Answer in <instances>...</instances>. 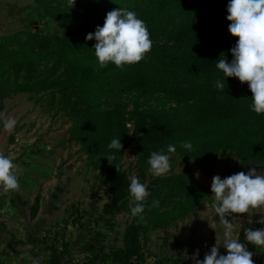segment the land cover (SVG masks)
Masks as SVG:
<instances>
[{
    "label": "rangeland",
    "instance_id": "1",
    "mask_svg": "<svg viewBox=\"0 0 264 264\" xmlns=\"http://www.w3.org/2000/svg\"><path fill=\"white\" fill-rule=\"evenodd\" d=\"M0 3V62L4 63L0 68V112L17 120L12 132L0 123V153L18 165L20 184L19 191L5 192L0 187V263L49 264L48 246L54 243L59 247V264H96V254L100 258L124 246L125 230L133 215L122 211L106 217V222L101 216L102 206L109 198L105 177L109 162L101 154L102 133L92 115L119 105L129 117L136 103L146 111L168 109L175 103L172 95L160 91H121L118 85L107 82L67 89L56 86L38 92L18 88L16 83L26 76L32 82L50 81L46 75L54 62L46 67L33 63L36 38L27 39L33 34L61 37L63 24L44 11L46 6L42 3L46 0ZM119 8L129 10V2H121L113 10ZM150 39L152 47L167 41L163 35ZM95 43L94 39L90 51ZM21 47L30 48L16 58ZM78 51L81 53L83 48ZM84 53L75 55V62H81ZM63 62L67 65L72 60L66 58ZM127 125L131 129L132 121ZM186 126L181 132L172 130L171 135L190 134ZM140 147L139 140L134 139L124 151L123 163L131 176L148 184L149 168L141 176L134 167ZM206 156L194 159L180 156L177 151L169 154V172L181 173L199 190L191 195L166 193L147 206L146 219L141 222L143 229H134L140 257L135 256L131 263L194 264L192 257L197 250L203 260L216 241L222 244L224 228L212 208V178L247 173L251 167L264 171V162H244L227 150ZM186 208L189 210L185 211ZM163 213L174 215L154 226L153 221ZM228 219L233 224V236L253 253L254 264H264V247L248 244L244 238L245 228H264V207L250 209L247 214H233ZM219 251L227 254L223 247ZM97 264L115 263L107 260Z\"/></svg>",
    "mask_w": 264,
    "mask_h": 264
},
{
    "label": "trees",
    "instance_id": "2",
    "mask_svg": "<svg viewBox=\"0 0 264 264\" xmlns=\"http://www.w3.org/2000/svg\"><path fill=\"white\" fill-rule=\"evenodd\" d=\"M124 1L129 2V10L136 12L137 17L145 22L150 36L163 35L167 41L158 47H151L138 63L124 65L122 68L109 63L101 68L94 50L90 51L94 39L87 40L86 36L94 33L97 26L102 27L106 14ZM46 2L42 3L46 6L44 11L63 24V36L43 37L33 34L27 40L36 38L37 49L32 58L33 63L38 62L46 67L50 61L54 62L46 75V78L51 79L49 82H32L31 77L26 76L23 81L16 83L18 88L38 92L56 86L67 89L107 82L109 85H118L121 91H160L172 95L175 103L168 109L150 111L139 109L136 103L129 117L119 105L92 115L95 126L102 133L99 140L101 154L106 155L109 162L105 175L109 198L101 209L104 222L122 211L131 212L134 206L128 191V177L131 173L124 167L123 154L136 138L141 147L134 167L141 176L150 167L147 161L152 152L164 149L165 154H171L167 153L169 144L176 145L180 156L184 154L194 159H203L208 153L216 155L227 150L244 162H264V114L257 115L251 111L252 93L247 83L242 84L235 77H225L216 67L223 56L231 62L233 57L229 50L237 40L228 31L230 22L226 17L229 0ZM29 48L21 47L16 58ZM79 48H83L85 53H79ZM82 53V61L75 62L74 56ZM66 58L72 62L62 65ZM3 64L0 62V68ZM218 79L224 82L223 90L215 87ZM130 121L131 129L127 125ZM166 125L173 129L169 130ZM185 126L186 130L191 131L190 134L171 135L172 130L181 132ZM114 138L121 139L123 148L120 151L108 148ZM182 141H190L192 150L182 148ZM112 156L115 158H110ZM148 177L149 195L144 201L143 218L133 216L125 230L124 246L112 249L100 258L96 254V264L107 260L115 264H133L130 260L135 256L140 257L134 229H143L141 222L146 219L147 206L166 193L191 195L199 190L181 173L169 172L159 177L149 174ZM173 215L163 213L159 220L153 221V225L160 226L165 218H172ZM58 248L54 243L48 246L49 264H59L56 261Z\"/></svg>",
    "mask_w": 264,
    "mask_h": 264
},
{
    "label": "clouds",
    "instance_id": "3",
    "mask_svg": "<svg viewBox=\"0 0 264 264\" xmlns=\"http://www.w3.org/2000/svg\"><path fill=\"white\" fill-rule=\"evenodd\" d=\"M227 12L226 19L230 22L228 31L237 40L229 50L233 57L231 62L223 56L216 67L225 77H235L242 84L247 83L252 93L251 111L257 115L264 114V0H229ZM86 39H95L94 53L101 68L109 63L118 68L138 63L152 47L145 22L137 17L136 12L120 8L109 11L103 26H97L96 31L88 33ZM215 87L223 90L224 82L216 80ZM0 123L6 131L12 132L17 120L0 112ZM180 146L187 150L193 148L190 141H182ZM108 148L120 151L123 148L121 139H112ZM175 152L176 145L169 144L167 153ZM147 163L149 172L156 177L167 174L171 168L170 157L164 149L152 152ZM17 170L18 165L0 153V187L5 192L20 190ZM128 179V191L134 205L131 214L142 219L144 201L149 195L148 186L134 175ZM211 192L214 194L212 208L223 225L224 239L222 244L216 241L203 260L199 259L197 250L192 257L194 264H254L253 253L233 236V224L228 217L264 207V171L251 167L247 173L241 171L223 179L216 175L212 178ZM261 223L264 224V220ZM244 238L248 244L264 247V228H245ZM221 247L226 249V255L220 254Z\"/></svg>",
    "mask_w": 264,
    "mask_h": 264
},
{
    "label": "crops",
    "instance_id": "4",
    "mask_svg": "<svg viewBox=\"0 0 264 264\" xmlns=\"http://www.w3.org/2000/svg\"><path fill=\"white\" fill-rule=\"evenodd\" d=\"M1 1V0H0ZM1 4V3H0ZM1 7V6H0ZM5 13H7V12H5Z\"/></svg>",
    "mask_w": 264,
    "mask_h": 264
}]
</instances>
